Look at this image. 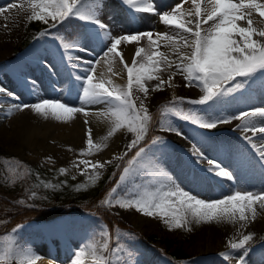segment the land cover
<instances>
[{"label": "snow or ice", "instance_id": "6c2138e0", "mask_svg": "<svg viewBox=\"0 0 264 264\" xmlns=\"http://www.w3.org/2000/svg\"><path fill=\"white\" fill-rule=\"evenodd\" d=\"M121 2L136 13L156 12L154 0L152 2L121 0ZM186 2L187 0H180L172 10L160 14L161 22L173 27L176 30L175 35L154 34L149 31L111 38L104 56L111 54L113 58H119L127 73L126 86L113 85L111 80H96L93 73L98 61H81L84 74L75 76V81L79 82V85L73 84L68 88L69 94L73 90L76 91L81 103L80 107L61 102L59 99H42L31 105L13 104L9 107L8 114L12 113L13 108L20 111L30 108L45 117L51 113L60 120L67 119L76 112L83 111L87 114L85 107L87 105L98 103L112 105L110 116L114 118L113 127L108 131L105 139L113 136L125 125L134 134V138L126 145V151L122 155L113 157L120 161H125L127 158L126 166L122 168L116 185L107 193L101 204L119 208L134 207L138 212L149 217L155 215L167 217L164 222L170 230L187 227L193 221L200 223L214 220L238 222L239 228L244 229L258 215L257 205L264 211V190L258 192L236 190L221 199L213 200L197 198L178 186L174 190L164 191L166 187L164 181L171 180V176L165 173L164 165L172 158L173 152L162 137L157 136L145 142L152 117L143 100L137 107L136 100L139 97L134 96V89L147 98L150 90L146 86L147 81H157L152 91H163L165 85L173 86L171 82L176 75L183 77L185 87L195 86L200 89L202 94L195 99L174 97L171 106H165L162 113L166 117H176L195 126L194 134L190 138L181 128L174 126L170 118L162 120L160 125L166 131L189 139L191 147L182 158L177 155L176 159L177 163L191 169V179L194 183L217 181L222 186L224 181H230L232 187H235L239 179L238 173L243 168L254 169L264 176V106L237 112L229 111L232 103L238 97H245L254 86L258 85L261 96H264V39L254 38H264V27L254 26L257 22L252 18V10H255L261 22H264V3L258 0H207L211 7H205L202 11L201 0H192L194 11H190L189 15L193 19L185 20L184 13L180 9ZM99 10L100 0H34L29 20H39L45 24L51 21V28L54 29L72 20H78L84 26L82 38L85 42L90 39L102 42L109 38V34L107 25L99 18ZM209 21L212 23L208 27L202 26ZM238 21H244L246 26H241ZM50 34V31L41 33L42 36ZM144 38H147L149 49L153 45L160 47L157 42L163 39L173 49L172 55L176 58L171 59L168 54L137 47L129 64L124 59L119 46L126 42L139 43ZM60 47L63 49V52L59 53L61 59L67 56L68 60L73 58L68 54L69 49L87 50L80 42V38L70 44L64 42L61 37ZM158 55L163 59H156ZM29 62L55 74V65L47 58V53L37 52L29 58ZM164 70H172L167 80L157 74ZM15 71L20 74L21 85L27 87L33 94H37V82L25 74L23 67L18 66ZM114 74L119 75V73ZM103 75L100 74L101 77ZM0 93H7L9 97L15 96L4 88H0ZM185 103L198 107L185 111L181 107ZM233 121H239L231 131L240 133L237 139L242 142L241 147H237L232 140L211 135V130ZM85 123L87 124V121ZM249 132L252 135H248ZM86 135L87 148L81 151L82 157L93 155V149L99 150L101 147L100 144L93 142L91 128L87 130ZM257 139L260 141L259 144L256 142ZM226 157L230 160L228 164L225 163ZM111 162V160L103 163L93 162L84 158L74 161L73 167L80 169L81 174L84 175H88V169L91 168L93 174L90 180L94 182L99 176L96 170L104 168ZM119 167L120 165H117V168ZM59 171L65 173L67 170L61 168ZM130 177L148 183L156 181L160 187L156 192L146 193L139 199L118 198L115 195L118 188ZM24 227L17 225L11 230L13 236L3 237L8 243L6 246L0 245V264L10 262L17 256L23 257L19 264H36L40 259L38 255L31 254L30 248L20 247L17 243V238L21 243H26L21 236ZM187 230L191 231V228L188 227ZM99 235L103 238V242L99 243L93 237L83 243L74 251L71 264H86L88 257L91 258V264H144L142 259L137 258L136 253L128 251L119 242V236L114 246H110V232L106 225L100 226ZM252 239L251 233L241 234L238 242L228 241V247L232 251L220 255L228 261L234 257L237 250H240L236 264H248L246 258L250 249L246 245ZM192 264H195V261Z\"/></svg>", "mask_w": 264, "mask_h": 264}, {"label": "rangeland", "instance_id": "374dc122", "mask_svg": "<svg viewBox=\"0 0 264 264\" xmlns=\"http://www.w3.org/2000/svg\"><path fill=\"white\" fill-rule=\"evenodd\" d=\"M33 2L34 0H0V24H2L0 31L5 30V34H0V88H4L7 92L15 94L14 97H9L7 93H0V194L26 205L43 207L58 206L62 209L70 207V209L68 212L57 215L52 219V221L61 219L59 220L60 225L57 227L41 228L38 227V222L41 221L26 220L16 223L8 229H3L0 221V245H7L8 242L4 241L3 237L5 235L13 236L14 234L11 232L13 228L17 225H24L25 227L21 236L26 243H21L17 238V243L20 247L30 248L32 250L31 254L33 255H35L36 251H47L49 256L60 261L59 264H64L63 262L66 261L68 262L65 264H71L74 251L83 243H86L93 237L97 242H103V238L99 235V230L100 226L105 225L104 222L94 215L92 209L84 208L82 203L98 194L100 197L97 199V203L101 204V201L106 198L107 193L116 185L122 168L126 166L127 158L125 161H120L113 159V157L122 155L126 151V145L134 138V134L131 133L125 125L119 129V131L122 129L126 131V136L117 147L112 148L110 153H103L102 149L106 148V146L102 144L99 149L100 151L93 149V151L97 152H93V155L88 157L80 156L82 151L80 149L74 151L72 147L62 146L61 144L45 146L42 144L45 143V141L39 139H35V142L28 144L23 139V135L19 132V128L26 120V116L15 114L17 110L14 108L9 115V107L13 104H20L19 101L21 104L31 105L42 99L60 100L62 96V99L77 106L80 101L78 97H76L77 94L75 97H66L68 100L65 98V93H63V91L67 87V83L72 81V77L74 78L76 75L82 76L84 74L81 68V61H95V59H93L94 54L104 52L110 41L108 38L106 42L104 40L98 42L91 39L85 42L82 38L84 26L82 22L78 20H72L69 23L70 28H73V38L71 39H66L60 30L51 28V21L45 24L42 21L36 20L38 30L35 32L30 31L28 28V18L32 15ZM149 2H151V0H149ZM166 2H169V0H164V3ZM119 3L122 5L119 6ZM119 3L117 6L115 0H100L102 7L99 11L119 9L115 18L121 22H118V26L119 30H122V23H124L122 19H125L129 15H133L137 19V15L131 11L129 6L123 4L121 0H119ZM160 14H162V12L154 15L159 18ZM210 22L212 23V21ZM125 27H127L126 24ZM47 31H50L51 34L41 35V33ZM61 37H63L64 42L70 44L74 43L77 38H80V42L85 45L87 50H68V54L73 58L68 60L67 56H64V58L61 59L59 55V53L63 52V49H60ZM254 38L262 39L259 37ZM37 52L47 53V58L55 65V74L49 72L42 66L34 67L32 65L33 69H28L25 66V63L29 64L27 59ZM18 66H22L23 69L25 66L26 70H24L26 74L31 70L29 75L38 84L37 94H33L27 87L21 85L19 80L20 74L14 71ZM74 83L77 86L79 85V82ZM113 85L123 86V84L116 82H113ZM147 85L146 83V86ZM106 86L109 85L106 84ZM254 87L257 88L259 86L257 85ZM188 89L189 87L187 89H176L173 93L163 92L161 96L148 94V99L145 98L143 93L134 90V96L139 97V99L136 100L137 107H139L141 100H143V102L145 101L144 105L148 108V112L152 117V120L149 122L148 132L145 136V142L159 136L168 143L170 150L173 152V156L166 162L164 169L165 173L171 176L170 181L173 185L185 191L189 190V193L191 191L190 194L200 199H221L236 191V188L232 187V182L224 181L222 186L217 181L207 182L209 186L204 188L205 185L198 186L187 180H180L178 175H182V170L179 169L181 164L177 163L176 157L177 155L181 157L178 154L179 149L187 151L191 147L189 139L181 138L173 132L164 130L160 126L162 120L170 118L173 125L181 128L189 138L194 134L191 132V129L195 126L187 124L176 117H166L162 115L165 106H171L174 97L195 99L194 97L196 96L191 94ZM196 92H200V89L197 88ZM2 100H8L9 102L5 103ZM259 104H264V99L263 101L255 100L247 102V104H245L246 106L244 105L240 110L256 107L254 105ZM181 107H183L185 111H189L198 106L185 103L181 105ZM237 111L238 109L235 112ZM14 114L15 116L12 118L14 121L13 127H17L12 133V123L10 124L9 118ZM232 126H235V124ZM224 127L225 125H221L217 129L211 130V135L220 137ZM5 130L9 134H6ZM183 145L184 147H182ZM239 145L242 144L238 143L236 146L239 147ZM71 156H73V158H70ZM129 156H131V153H129ZM84 158L93 162L99 161L103 163L108 160L112 162L106 164L102 169H97L96 171L99 172V176L92 182L90 180V176L93 174L91 168L88 169L89 174L84 175L81 174L80 169L73 167L74 161ZM229 162L230 160L226 157L225 163L228 164ZM205 163L206 162H204V164ZM117 165H120V167L117 168ZM61 168H65L67 171L61 173L59 171ZM81 168H83V166H81ZM258 174V171L254 169L252 171V169L243 168L238 173V183L242 182L243 185L245 184L244 187L247 188L248 183L261 177V175ZM166 181H164L166 187L163 190L167 188ZM260 184L258 182L254 184L257 186H255L253 192L264 190V182ZM81 185H83V187H81ZM259 186L261 187L259 188ZM159 187L160 184L156 181L148 183L147 181H137L130 177L121 184L115 195L120 199L130 197L139 199L144 197L146 193L156 192ZM105 207L123 218L130 226V228L115 227L112 230L108 229L110 232V246H114L117 241V236H119V242L126 247L128 251L136 253L137 258L141 259L142 256H139V254H143V252L145 255L154 253L151 246L144 247L143 241H141V238L144 240L146 236L153 234L155 235V239L150 245L156 246L162 250L153 256V264H192L193 261H195V264H222L220 261L221 259L217 255H219L223 248L228 247V241L234 240L238 242L241 238V234L249 233L252 234L253 239L246 245V247L250 249L246 259L248 264H259V260L252 249V246L260 243L264 244V230L257 228L262 213L258 205L257 219L255 218V220L250 222L244 229L239 228L238 222L233 223L230 221L214 220L200 223L193 221L187 227L180 229L173 228L171 230L164 222L167 217H161L159 215L149 217L141 214L134 207L119 208L114 205ZM188 227L191 228V231L187 230ZM204 231H206V233L201 234ZM261 231H263L262 235L260 233ZM230 251L232 250L228 248V251L224 252ZM239 255L240 250H237L232 259L237 260ZM22 259V256H17L10 262H5V264H19V261ZM86 264H91L90 257L86 258Z\"/></svg>", "mask_w": 264, "mask_h": 264}, {"label": "bare ground", "instance_id": "6f19581e", "mask_svg": "<svg viewBox=\"0 0 264 264\" xmlns=\"http://www.w3.org/2000/svg\"><path fill=\"white\" fill-rule=\"evenodd\" d=\"M115 2H116V5L118 6L119 0H115ZM151 2H152V0H151ZM258 2L264 3V0H258ZM178 3H180V0H169V2H166V3H164V0H154L156 12L155 13L149 12L151 15L148 13H136V12H134V10H131L134 13H136L137 19L133 15H129L126 18L124 17L125 19H122V22H124V23H122V26H123L122 30H119V26H118L119 21H118V19L115 18L116 14H118L117 12L119 9L118 10L113 9L112 11L111 10L110 11L109 10L108 11L102 10L101 12L99 11V18L107 25V29H108V34H109L108 40H110V41L108 42L107 47L109 46L112 37L122 36L125 34H131V33H136V32H149V31H151L154 34H156V33H168L169 35H175L176 30L173 27H170L168 25L163 24L160 20V17L157 18L155 15L157 13H161V12L163 13V12H167V11L172 10L173 7ZM120 5H122V4L119 3V6ZM101 7L102 6L100 4V8ZM205 7H211V5H209L207 3V0H201L202 11L204 10ZM180 11L184 13V19L185 20L193 19V17L189 15L190 11H194V8L192 5V0H187V2L183 4ZM245 11H247V9H245ZM252 11H253V17L252 18L257 22L254 26L264 27V22H261V18L259 17V14L255 10H252ZM119 23H121V22H119ZM237 23L240 24L241 26H246L244 21H238ZM125 24L127 25V27H125ZM210 24H211V22L209 21L208 24L202 25V26L206 28ZM1 25L2 24H0V27H1ZM0 34H5V30H1ZM10 39H11V37H10ZM104 41L106 42L107 40H104ZM157 43L160 45V47H157V45H153L152 48L149 49L147 38H144L139 43L126 42L119 47H120V50L124 54V59L127 60L129 64H131L133 55H134L137 47H144L148 51H156L158 53L168 54L171 59L176 58L174 55H172L173 49L168 46L166 41L161 39ZM60 49H62V48H60ZM71 50H73V49H69V51H71ZM184 51H188V50L184 49ZM104 52H101L98 54L95 53L93 56V59H95V61H98L95 64V72L93 73L94 78L96 80H99V79H103L106 81L111 80L112 82L121 83V84H123V86H126L127 85V73L123 69V65L120 63L119 58L118 57L113 58L111 56V54H109L107 57H105ZM155 58L161 59V60L163 59V57L159 56V55ZM25 66L28 69H33L32 68L33 66H30L29 64L25 63ZM25 66H24V69H25ZM109 68H111V71H109ZM171 71L172 70H164V71H161L157 74L160 75L162 79L167 80ZM29 72L27 73V75H29ZM101 73L104 74L103 77L100 76ZM114 73H119V75H116ZM74 82H77V81H75V77L74 78L72 77V81L70 83L69 82L67 83V87L63 91V93H65L64 94L65 98L66 97L70 98V97L76 96L77 93L75 90H73L71 92V94H69V92H68V88L71 85L75 84ZM146 83L148 84L147 86H149V89H150L149 90L150 93H148V94H153V96H161V94L163 92L173 93L176 89L180 90V89H187L188 88V87L184 86L185 81H184L183 77L180 75L175 76V78L171 82L173 85L172 87H168L167 85H165V89L163 91H152L151 90L152 87L157 83V81H155V80L147 81ZM14 88H16V87H14ZM196 89H197V87H195V86L189 87V89H188L191 94L196 96L194 98H197V97H199V95L202 94L201 92H196ZM62 97L60 98L61 102H66L69 105L74 106V104H71L70 102L66 101L65 99H62ZM76 97H78V96H76ZM263 99H264V96H261L259 87H257V88L254 87L253 90H251L249 93H247L245 95V97H242V98L238 97V99L232 103L231 107L229 108V111L235 112L237 109L239 111L240 108L244 107V105L247 104V102H251V101H255V100L263 101ZM2 101L5 103L9 102L8 100H2ZM19 103L21 104L20 101H19ZM80 106H81V103L79 101V103L77 104L76 107H80ZM254 106L261 107V106H264V104H259V105H254ZM85 107H86V113L87 114H85V112H83V111L82 112H76V113L71 114V116L68 117L67 119L62 118L60 120H57L54 116L51 115V113H49L45 117L44 115L37 114V113L33 112L30 108L24 109L23 111L17 110L15 112V114L26 116V120L24 121V123L19 128V132H21V134L23 135V139L28 144H32V142H35V139L36 140L39 139V140L45 141V143H42L45 146H55V145L61 144L62 146L65 145L66 147H72V149H74V151H75L76 149L85 150L87 148L86 142H87L88 137L86 135V132L89 128H91L92 129L93 142L100 144V146H102V144L105 145L106 148L102 149V152L103 153H105V152L110 153L111 149L114 147H117L118 144L126 136V131H124L123 129L121 131H119V129H118L116 131V133L113 134V136L105 139L108 131H110L111 128L113 127V119L114 118L110 116V112L112 110V105H109L106 103H98V104H94V105H87ZM15 114L12 115L11 118H9L10 124L12 123L11 124L12 129H13L12 133L15 131V129L17 127V126L13 127L14 121L12 120V118L15 116ZM85 121H87V124L85 123ZM236 123H239V121H233L229 125H225L224 129L221 131L222 133L220 134V137L232 140L237 145L238 143L242 144V142H240L237 139V137L240 135V133L231 131V129L234 128V126H232V125L236 124ZM191 132H193V129H191ZM5 133L9 134L6 130H5ZM248 135H252V133L249 132ZM257 137H259V133H257ZM236 142H238V143H236ZM256 142L258 144L260 143V141L258 139L256 140ZM241 146L242 145H239V147H241ZM182 147H184V145ZM178 148H179V146H178ZM184 151H186V150L179 149L178 154L181 156V158L183 157V155L185 153ZM93 152H95V151H93ZM70 158H73V156H71ZM205 165H206V163H205ZM179 169L182 170V175H178L180 180H182V181L187 180L189 182L194 183L191 179V174H190L191 169L185 167L183 164L180 165ZM252 171H253V169H252ZM247 175H249V174H247ZM166 182H167V188L164 191L174 190V188L177 187V186L173 185L171 183V181H166ZM238 182H239V180L237 181L236 186H235L236 190L249 189V191H254L255 186L258 185V184L257 185H254V184L256 182H258L259 184L263 183L264 182V176L261 175L260 178H257L256 180L254 179L251 183H248L247 188L244 187L245 184L243 185L242 182L241 183H238ZM195 184H197L198 186H204L205 185L204 188H207V186H209L207 182L195 183ZM263 186H264V184H263ZM260 187L261 186H259V188ZM188 192H189V190H188ZM190 193H191V191H190ZM259 212H261V211H259ZM259 219L260 220L258 222L257 228L260 230H264V211H262ZM59 220H61V219H56V221H54V220L53 221H51V220L41 221V222H38V227H41V228L57 227L60 225ZM212 223H214V222H212ZM205 233H206V231L202 232L201 234H205ZM260 233L262 235L263 231H261ZM228 248L229 247L223 248L220 251L219 255H217V256H219V258L221 259L220 261L222 264H236V259L230 258L228 261H225L223 259V257L220 255L224 251H228ZM252 249L254 250L258 260L260 261L259 264H264V244L260 243L258 245L252 246ZM35 255H38L40 257V259H38L36 261V264H59V262H60L59 260H56V259L52 258L51 256H49L47 254V251H45V252H42V250H40V252L36 251ZM67 262L68 261L63 262V263L65 264Z\"/></svg>", "mask_w": 264, "mask_h": 264}, {"label": "trees", "instance_id": "16d2710c", "mask_svg": "<svg viewBox=\"0 0 264 264\" xmlns=\"http://www.w3.org/2000/svg\"><path fill=\"white\" fill-rule=\"evenodd\" d=\"M30 27H36V23L33 20H28ZM69 24L65 23L64 26L59 27L65 36L70 37ZM100 193V192H99ZM98 194L89 200L83 202L84 208L94 209L93 213L97 215L108 227V229H113L115 226L122 228H130L125 221L119 218L114 212L105 208L102 204L97 203ZM70 203V202H69ZM67 210V209H65ZM65 210H62L58 206H47V207H37V206H27L19 204L6 196L0 195V219L3 220V225L6 227L11 226L12 224L23 221L26 219H42L50 218L58 213H61ZM142 243L144 247L151 246L154 250V253L150 255H145L143 253L142 260L147 264H153L152 258L156 252H160L158 248L150 245V241L155 239V235L150 234L146 236ZM175 252V251H174ZM172 252V253H174ZM170 253V252H169Z\"/></svg>", "mask_w": 264, "mask_h": 264}]
</instances>
